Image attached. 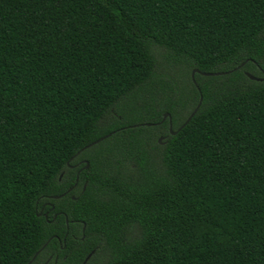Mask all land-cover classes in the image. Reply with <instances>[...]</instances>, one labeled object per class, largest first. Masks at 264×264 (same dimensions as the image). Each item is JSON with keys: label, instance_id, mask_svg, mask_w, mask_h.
I'll use <instances>...</instances> for the list:
<instances>
[{"label": "trees", "instance_id": "1", "mask_svg": "<svg viewBox=\"0 0 264 264\" xmlns=\"http://www.w3.org/2000/svg\"><path fill=\"white\" fill-rule=\"evenodd\" d=\"M38 252L264 264V0H0V264Z\"/></svg>", "mask_w": 264, "mask_h": 264}, {"label": "water", "instance_id": "2", "mask_svg": "<svg viewBox=\"0 0 264 264\" xmlns=\"http://www.w3.org/2000/svg\"><path fill=\"white\" fill-rule=\"evenodd\" d=\"M244 65H245V63L242 64V65H240L237 69L242 68ZM196 73H200V74L203 75V76H220V75L227 74L228 72L206 73V72H200L199 70L195 69V70L193 71V73H192L193 80H194V78H195V74H196ZM247 76H248L251 80H257V81H262V80H263L262 78L256 77V76H254V75H252V74H250V73H247ZM201 103H202V98L200 99V101H199L197 107L194 109V111L191 113V115L188 117V119L185 121V123H184V124L178 129V131H180V130L183 129L186 125H188V123L191 121V119L196 115V113H197L198 110L200 109ZM168 117H170V114H169V113H166V114L164 115V120L167 119ZM151 125H152V124H148V126H151ZM132 127H134V126H132ZM170 132H171V134H173V135H175V134L177 133V131H176V132L173 131V127H172V124H171V119H170ZM112 134H113V133L108 134V135H106V136H104V137L98 139L97 141H95V142H93V143L87 145V146L84 147L80 152H78L76 156L80 155L81 152H83V151H85V150L91 148L92 146H94V145H96V144L102 142L103 140L109 138L110 136H112ZM162 140H163V138H160V139H159V143H162ZM88 167H89V163L86 162V166H85V168L87 169ZM63 196H64V195H61V196H54L53 198H55V199H59V198H61V197H63ZM45 246H46V245H45ZM45 246H44L43 248H45ZM38 254H39V252L33 257V259H32L28 264H32L33 261H34V260L36 259V257L38 256Z\"/></svg>", "mask_w": 264, "mask_h": 264}, {"label": "flooded vegetation", "instance_id": "3", "mask_svg": "<svg viewBox=\"0 0 264 264\" xmlns=\"http://www.w3.org/2000/svg\"><path fill=\"white\" fill-rule=\"evenodd\" d=\"M51 261H52V255L46 260L44 264H50Z\"/></svg>", "mask_w": 264, "mask_h": 264}]
</instances>
